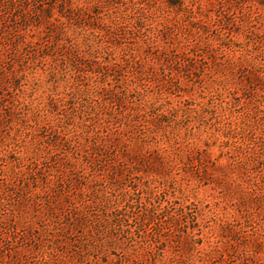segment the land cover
I'll return each instance as SVG.
<instances>
[{"label": "rangeland", "instance_id": "374dc122", "mask_svg": "<svg viewBox=\"0 0 264 264\" xmlns=\"http://www.w3.org/2000/svg\"><path fill=\"white\" fill-rule=\"evenodd\" d=\"M0 264H264V0H0Z\"/></svg>", "mask_w": 264, "mask_h": 264}]
</instances>
